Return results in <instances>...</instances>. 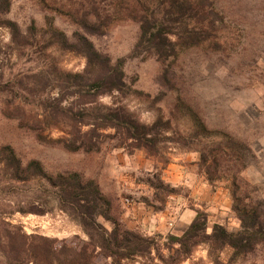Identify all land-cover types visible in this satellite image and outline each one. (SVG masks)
<instances>
[{
	"label": "trees",
	"instance_id": "trees-1",
	"mask_svg": "<svg viewBox=\"0 0 264 264\" xmlns=\"http://www.w3.org/2000/svg\"><path fill=\"white\" fill-rule=\"evenodd\" d=\"M32 1L44 13V23L38 27L32 19L23 31L9 18L12 0H0V28L10 31L12 51L24 56L42 45V50L57 48L83 57L86 65L81 72L66 71L53 58L38 73H19L6 82L1 81V74L2 115L33 133L39 143L74 153L100 152L107 139H117V147L131 153L143 150L148 157L159 156L165 143L184 150L196 147L197 163L204 169L206 180L213 187L226 182L240 228L230 231L221 223L211 226L207 214L198 210L183 234L168 235L161 244L162 237L124 228L113 215L112 201L95 179L76 171L50 173L35 159L25 164L15 149L6 145L0 147V194H8L5 207L9 212L0 211V264H98V255L110 259L111 264H128L137 259L153 260L154 253L163 264H182L201 246L208 247L213 264H234L264 248V199L254 192L256 187L244 184L241 178L254 156L251 147L225 130L210 131L203 118L181 98L175 110L191 119L188 134L174 130L172 121L162 116L151 124L143 122L123 100H117L131 90L124 71L126 59L113 61L91 40L106 35L119 23H137L139 37L130 58H155L162 67L161 85L173 91L177 86L171 77L172 68L181 54L195 49L225 52L230 15L235 11H246L253 30L264 28V0ZM57 16L75 27L72 37L56 26ZM257 33L255 42L259 43L264 29ZM105 96L113 97V102L102 103ZM53 132L61 135L54 138ZM210 137V142L203 145V139ZM55 208L81 226L88 237L86 242L28 235L21 225L7 218L17 213L45 215ZM100 219L113 228L105 227ZM227 248L233 252L225 261L222 254Z\"/></svg>",
	"mask_w": 264,
	"mask_h": 264
},
{
	"label": "rangeland",
	"instance_id": "rangeland-1",
	"mask_svg": "<svg viewBox=\"0 0 264 264\" xmlns=\"http://www.w3.org/2000/svg\"><path fill=\"white\" fill-rule=\"evenodd\" d=\"M230 17L231 25L226 34L228 49L222 53H211L203 49L182 53L172 68L171 77L177 86L173 91L161 85L162 67L155 58L147 60L130 58L139 37L137 23L132 21L119 23L106 35L93 36L91 40L99 51L110 56L113 61L126 59L124 71L131 90L125 97L119 96L117 100H123L143 122L151 124L157 117L162 116L172 121L174 130L188 134L193 124L191 119L184 116L181 111L175 110V105L181 98L203 118L210 131L225 130L235 139L248 144L254 156L249 159V167L241 172V178L244 184L256 187L254 192L264 199V37L259 43L255 42L256 32L260 34L264 28L258 27L257 30H253L246 11L242 13L235 11ZM9 18L17 21L23 31L27 30L32 19L36 20L38 27L44 23V13L32 0H12ZM55 24L65 31L68 37H72L75 27L69 22L57 16ZM11 47L10 31L0 28V75L4 74L1 80L4 82L19 73H38L48 59L54 58L63 70L71 72H81L86 65L83 57L57 48L42 50L43 46L37 45L28 54L18 56ZM113 100V97L105 96L101 102L110 104ZM1 108L0 102V147L6 145L13 147L25 164L34 159L41 161L50 173L76 171L85 176V173L96 175L98 170H104L111 153L121 150L131 153L129 149L118 148L117 139H107L102 144L101 151L97 153L83 151L74 153L61 146L41 144L33 133L20 129L17 121L5 118ZM60 135L58 132L52 134L54 138ZM211 139L212 137L203 139L202 144H208ZM185 153L190 154L193 160L199 158L196 147L184 150L174 143L163 144L159 156L148 158L155 166H165L178 155ZM200 170L204 173V169ZM151 183L158 189L154 188V195L147 200L149 203H155L154 206L157 207L163 205L165 197L169 194L182 193L180 188L161 184L158 178H151ZM214 187L222 189V192L227 194L226 198L229 196L231 198L226 182H217ZM26 194H29V191H26ZM108 198L112 201L110 197ZM7 203L8 194L4 191L0 194V211L9 212L5 207ZM227 212L228 215L219 223L230 231H237L240 228V221L234 212L231 210ZM8 216L9 221L21 225L28 235H40L77 244L88 240L81 226L59 208L45 215L17 213ZM99 221L108 229L113 228L111 223L103 219ZM155 236L162 237L160 243H165L164 236L149 237ZM232 252V249L227 248L222 254V259L227 261ZM163 254L168 256L169 252L164 250ZM152 256L153 260L137 259L128 264H163L157 254L154 253ZM111 262L110 259L98 255V264ZM182 264H213L208 257V247H199L192 258ZM234 264H264V248L259 247L248 258Z\"/></svg>",
	"mask_w": 264,
	"mask_h": 264
},
{
	"label": "crops",
	"instance_id": "crops-1",
	"mask_svg": "<svg viewBox=\"0 0 264 264\" xmlns=\"http://www.w3.org/2000/svg\"><path fill=\"white\" fill-rule=\"evenodd\" d=\"M85 174L96 179L103 193L112 199L114 215L121 225L144 235H181L198 210L208 215L212 225L228 215V210L233 213L230 196L226 198L222 189L213 187L197 160L187 153L165 166H155L143 150H121L108 156L104 170H98L96 175ZM153 177L166 186L180 188L181 195L169 194L160 207L149 203L147 199L155 190L151 185ZM125 198H130L131 204L125 203ZM172 220L174 225L170 226Z\"/></svg>",
	"mask_w": 264,
	"mask_h": 264
},
{
	"label": "built area",
	"instance_id": "built-area-1",
	"mask_svg": "<svg viewBox=\"0 0 264 264\" xmlns=\"http://www.w3.org/2000/svg\"><path fill=\"white\" fill-rule=\"evenodd\" d=\"M132 200L130 198H125V203L131 204ZM174 225V220L171 221L170 226Z\"/></svg>",
	"mask_w": 264,
	"mask_h": 264
}]
</instances>
